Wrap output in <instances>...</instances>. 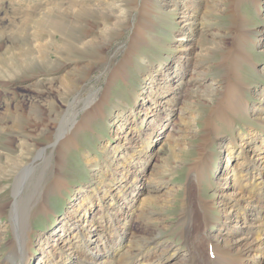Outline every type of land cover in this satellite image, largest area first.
Instances as JSON below:
<instances>
[{
	"label": "rangeland",
	"instance_id": "rangeland-1",
	"mask_svg": "<svg viewBox=\"0 0 264 264\" xmlns=\"http://www.w3.org/2000/svg\"><path fill=\"white\" fill-rule=\"evenodd\" d=\"M212 1L208 0L209 3ZM67 2L68 0H0V264H10L13 260L20 259L21 247L17 241L19 230V234L30 231L27 241L32 248L26 256L30 258V264L76 262L77 257L69 252H57V256L50 259L47 257L50 252L48 247L55 238L65 234L64 223L71 214L74 217L75 207L85 203L89 192L94 189L96 190L91 193L94 204L88 208L86 220L90 223L106 217L103 206L101 208L100 204L95 205L96 198L107 195L113 184L121 190L125 181H131L122 178L120 171L124 166L128 165L127 169H130L142 164L145 168L143 175L134 174L132 170L129 172L136 178L133 186H139L136 190L139 196L133 225L134 238L136 236L138 243L133 252L128 246L121 250L117 264L123 260L128 264L130 258L142 250L139 247L146 243L153 245L145 250L144 253L149 256H146L143 264H182L179 261L186 255L188 248L185 238L196 236L202 239L205 236L199 234L205 227L202 223L204 217L196 216V220L189 222L190 225H184L188 217L185 214L187 209L198 213L199 206L208 205L207 214L211 223L207 228L208 240L216 242L218 234H227L226 231H219L222 210L226 204H233L237 200L236 197H225V202L219 199L221 189L225 188L228 195L232 190L231 184L225 187L226 183L222 182L220 188L218 186L221 158L226 156L218 142L207 148L212 154V161L209 165L211 168L200 178L203 180H197L196 175L191 174L200 158V145L207 134L206 125L211 110L219 103L220 97L216 89L218 92L223 87L220 72L222 52L219 51L214 57H207L198 47L196 53H202L207 58L197 64L207 70L205 84L199 86L188 80L183 82L178 78L174 79L169 84L172 89L161 91L158 107L162 111L159 112L153 110L157 99L155 97H159V94H155L157 89L152 88L148 93H143V88L145 90L149 83L144 78L151 65H158V69H162L163 58L167 55L174 56L173 37L179 22L177 16L166 13L161 0H154L153 20L156 25L154 30L148 32L147 45L138 49L133 56L128 68V78L109 83L107 75L111 68L106 60L114 58V61H119L123 58L138 12L133 9L129 19L119 24L113 23L111 37L105 45L107 48L100 45L97 51L77 49L70 56L58 53L55 57L50 54L56 49L53 44L59 43L49 42V31L54 28L53 25L60 23L58 16L65 12ZM230 5L227 0L220 3V12L210 15L207 19L209 24L199 26L202 31H207V37L211 40L214 34L230 41ZM263 13L264 7L257 9L249 2L239 5V15L246 21V29L251 33L250 40L245 45L251 61L238 70L251 105L249 108L258 107L264 102L259 95L264 90V48L256 45L261 39L258 37L259 31L264 28ZM99 48L105 51L100 53ZM56 58H59L57 62ZM66 74L74 77L73 88L67 89L62 85V77ZM205 86L208 87L207 91L200 88ZM103 98V117L91 121L87 129L77 135L75 148L67 151L62 165H58L56 159H53L54 146L44 137L45 132H51L52 138H65L72 128L73 120L77 117L80 121L83 110ZM37 110L45 113V116L40 115L43 118L41 122L35 119L34 113ZM118 114L124 116V123L129 120L128 124L122 126L125 129L122 133H129L130 138L138 137L141 133L143 142L136 149L127 143L125 150L123 149L125 152H117L111 168H115L119 178L111 180L110 173L105 172L107 164L103 169L93 171L86 165L85 158L89 154L97 157L103 164L107 156L104 145L111 142L112 148L119 144L113 137L117 133V126L113 125V121ZM24 115L27 118L23 119ZM231 118L228 123L215 121L216 131L208 136L215 140L223 138L226 144L233 139L238 142L239 132L248 134L250 130H255L260 136H264V120L253 116L251 112L232 114ZM144 120L146 123L142 124ZM152 138L155 140L147 149ZM143 147L147 150L146 153L141 152ZM133 151L137 155L133 156ZM39 154L42 156L37 158ZM29 162H34V166L24 169ZM48 165L64 174L66 188L61 193L47 197L49 213H35L31 209L34 203L32 200L55 178ZM111 181L118 182L108 184ZM16 204L21 207L18 208ZM83 214L84 211L78 216ZM16 227L19 228L18 231ZM79 241L72 237V248ZM208 253L217 252L205 248L204 251H197L195 257L201 258V254Z\"/></svg>",
	"mask_w": 264,
	"mask_h": 264
},
{
	"label": "bare ground",
	"instance_id": "bare-ground-1",
	"mask_svg": "<svg viewBox=\"0 0 264 264\" xmlns=\"http://www.w3.org/2000/svg\"><path fill=\"white\" fill-rule=\"evenodd\" d=\"M227 1L231 4L230 12L232 14L230 19L231 31L229 32V42L226 40V37L214 34L212 36L210 35L211 40L207 37V31L199 29V26L209 24L207 19L210 15L219 13L221 9L220 3H224L226 0H213L210 3L208 0H161L166 13L177 16L179 21L178 29L173 37L175 52L174 56L170 57L167 55L163 58L164 67L162 69H158V65L150 64L151 66L147 69V74L144 78V80L149 82V85L146 84L145 90L143 88V93L145 91L148 93L152 88L157 89V91L155 90V94H159V97H155L157 99L154 105L158 109L154 106L153 110H159L161 112L162 108L159 109L160 106L158 104L161 101L162 90L167 88L172 89V85L169 84L176 78L179 81L187 82L188 80L189 83L191 82L195 85H204V77L206 76L207 70H203L197 64L207 59L206 56L214 57L219 51L222 52L220 72L223 87H219L221 90L218 92L216 89V93L220 97L219 101L217 100L219 103L217 105L215 104L211 110L206 125L207 134L202 138L203 143L200 145V158L193 166L191 174L196 175L197 180L206 174L207 169L211 168L209 165L212 161V154L207 151V148L212 144L214 145L215 142H218L222 148V153H226V156L223 155L220 162L221 178L218 180V186L220 188L221 183L224 182V184L226 183L225 187L227 184H231L232 190L229 192L230 196L225 188L221 189L219 192L222 193H219V199L225 202V197H236L237 200L233 204H226L222 210L223 216L219 218V231L220 233L226 231L225 233L227 234L225 236L218 234L215 240L216 242L208 240L207 228L211 224L207 214L208 205L203 204L199 206L198 213H192L189 208L187 209L185 214L188 217L184 225H190L189 222L196 220V216L200 215L204 217L202 223L205 227L201 229L199 234H205V236L202 239L196 236H191L188 239L185 238V243L188 248L186 255L181 257L179 261L182 264H264V136H260L255 130H250L248 134L239 132L238 142H234L235 140L233 139L230 142L231 144H226L223 138L215 140L208 136L216 131L215 121L220 120L223 123L231 122L232 114L251 112L253 116L264 120V102L258 107L249 108L251 105L247 98L245 86L241 82L238 74V70L242 68L243 64L250 63L251 61V56L247 49H245L246 43L250 40L251 33L246 29V21L239 15V5L243 2H249L253 7L258 9L264 7V0ZM153 6L154 0H142L141 3L139 0H68L65 12H61L58 16L60 23L53 25L54 28H51L49 31V42L51 44L54 42L59 43L58 45L53 44L56 49L50 55L57 57V54L60 53L61 55L70 56L71 52L77 49L97 51V47L100 45L103 48H107L105 45L111 37L113 23L119 24L129 19L130 12L134 9L138 12L137 22L132 31L133 33L129 39L128 46L123 52V58L119 61H114V58L106 60L108 67L111 68L109 75H107L109 83L127 79L128 68L133 56L138 49L147 45L148 32L155 28ZM258 37L261 39L256 45H259L263 49L264 28L259 31ZM198 47L201 49L200 52H205L206 56H203L202 53H196ZM104 51L99 48L100 53ZM57 59L59 58H56V62ZM74 81V77L69 74L62 77V85L67 89L73 88ZM200 88L205 91L208 89L207 86ZM259 95L264 99V90H261ZM104 103L105 98L85 108L81 116L82 119L79 121L76 117L73 120L72 128L67 132L65 138H62V136H57V139L55 137L52 138L51 132H45L44 137L54 146V150L52 151L53 159H56L58 165H62L65 153L75 148L77 135L82 130L87 129L91 121L103 117L102 108ZM141 110L140 112H142ZM20 112L19 114H21ZM40 115L45 116V113L42 110H37L34 113L35 119L41 122L43 118ZM119 115L113 121V125L116 124L115 126H117V133L113 137L119 141V144L112 148L111 142L104 145L107 152L104 163H100L97 157L89 156V154L85 158L86 165L93 171H98L100 168L103 169L107 164L105 172L108 171L110 173L111 180H117L119 178L115 168H111L117 152L123 150L127 143H130L131 147L136 149L143 142L142 138H140L141 133L135 138H130L127 132H124L125 135L122 133L125 130L122 126L128 124L129 120L124 123V116ZM22 118L25 119L27 117L24 115ZM126 119L128 118L126 117ZM145 120L142 124L146 123ZM154 140L153 138L150 139L147 144V149H149ZM146 151L143 147L141 152L146 153ZM133 153V156L137 155L135 154L136 151H133ZM41 156L39 154L37 158ZM30 162L24 166V169L34 166V162ZM127 166H124L120 173L123 175V179L131 181H125V185L121 190L113 184L118 181H114L113 183L112 181L109 182L108 184H113L109 187V193L104 197L98 196L96 198L97 200H95V205L97 203L101 205V208L103 206L106 217L100 221L95 219L90 221V223L86 220V215L89 211L88 208L94 204L92 201L94 200L92 198V192L96 189L90 191L87 200L85 199V203L77 205V208L75 207L74 217L71 214L69 220L65 223L63 222V231L65 234L55 238L56 240H54L53 244L48 247L50 252L47 254V257L51 259L57 256V252L64 254L69 252L77 257L76 262L72 264H117L121 250L128 246L131 252L134 251L133 248L138 241L136 240V236L134 238L133 225L138 207L136 206V201L139 196V193L136 192L139 186H133L136 181L134 174L143 175L142 173H144L145 168L143 164L141 166H132L130 169H127ZM237 168L238 170H236ZM49 170H51L50 173H54L55 178L50 184L47 183L45 188L41 189L39 196H36L32 200L34 203L31 209L35 213H47L49 211V206L46 201L47 197L54 193H61L66 188L67 181L65 180L64 174L54 170L52 166ZM131 170L134 174L129 173ZM126 187L128 188L127 190L125 189ZM132 196L135 197L133 198ZM20 207L19 205L18 208ZM83 211L84 214L78 216ZM19 215L21 216V214ZM16 228V231H18L19 228ZM70 231H72L73 235ZM19 232L21 231L19 230ZM19 232L17 234V241L20 242L21 247L20 259L17 261L13 260V263L10 264H30V258L26 257L29 252L28 250L32 248L27 241L30 231L27 230L21 234ZM72 237L80 240L77 246L74 247L75 249L72 248L74 244L71 243ZM152 245L151 243L142 244L139 247L142 249L139 251L140 253L138 252L133 255L128 264H143L146 261V256H149L144 252L151 248ZM205 248L217 253L201 254V258H196L195 253L200 250L204 251ZM59 254L62 256L61 253ZM175 259L177 258L175 257ZM123 262L124 260L118 264H125ZM68 263L70 262H62V264Z\"/></svg>",
	"mask_w": 264,
	"mask_h": 264
}]
</instances>
